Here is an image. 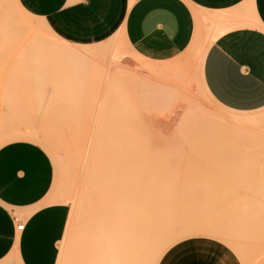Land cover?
<instances>
[{
	"label": "rangeland",
	"instance_id": "374dc122",
	"mask_svg": "<svg viewBox=\"0 0 264 264\" xmlns=\"http://www.w3.org/2000/svg\"><path fill=\"white\" fill-rule=\"evenodd\" d=\"M10 1L0 147L27 140L52 159L51 193L70 209L57 264H264V106L220 105L184 52L129 53L119 29L72 44ZM147 143L161 156H142Z\"/></svg>",
	"mask_w": 264,
	"mask_h": 264
},
{
	"label": "crops",
	"instance_id": "0c3cea01",
	"mask_svg": "<svg viewBox=\"0 0 264 264\" xmlns=\"http://www.w3.org/2000/svg\"><path fill=\"white\" fill-rule=\"evenodd\" d=\"M18 1L69 43L99 44L86 41L119 29L129 53L194 57L203 88L220 105L236 112L264 106V0ZM54 173L38 143L0 147V264H57L70 209L54 201Z\"/></svg>",
	"mask_w": 264,
	"mask_h": 264
},
{
	"label": "bare ground",
	"instance_id": "6f19581e",
	"mask_svg": "<svg viewBox=\"0 0 264 264\" xmlns=\"http://www.w3.org/2000/svg\"><path fill=\"white\" fill-rule=\"evenodd\" d=\"M9 2H11L10 0H0V12H7L8 13V7H7V4H9ZM15 5H16V7H18V9L20 10V11H22V12H25L26 13V11L23 9V7L20 5V3H19V1L18 0H13L12 1ZM9 6V5H8ZM6 15V14H5ZM5 19V18H4ZM11 18L9 17V19H8V22L10 23L11 22V24H12V20H10ZM2 21V20H1ZM8 23V24H9ZM11 24H10V26H11ZM2 31V30H1ZM0 31V32H1ZM5 30H3V32H4ZM1 34H2V32H1ZM5 34V33H4ZM4 34H2V35H4ZM3 37V36H2ZM4 38V37H3ZM5 40V39H4ZM51 41V40H50ZM259 120H252V119H248V121H246V122H243V127L244 128H250V127H252V126H254V124L256 123V122H258ZM240 125V124H239ZM241 126V125H240ZM132 136V135H131ZM134 136V135H133ZM132 136V137H133ZM131 137V138H132ZM136 138H137V136H136ZM126 144H128V143H126ZM129 145V144H128ZM133 146V145H132ZM128 147V146H127ZM134 148V147H133ZM123 149H124V151H125V144H122L120 147H119V149H116V154H115V156H118V155H120V156H123ZM199 150H201V151H203V149H201V148H199ZM159 152H157L155 149H153L151 146H149V144L147 143L146 144V146H145V148H143L142 149V156H161V155H159L158 154ZM262 154V153H261ZM93 156H97V159L99 160V159H103L104 157L103 156H107V155H105V152H104V149L102 150V149H98L96 152H95V154L93 155ZM125 156H127L126 155V153H125ZM96 159V158H95ZM100 160V161H102V163L100 162V166H101V168L105 165V162H103V160ZM98 160H97V162H98ZM95 162V161H94ZM107 162V161H106ZM134 162V161H133ZM96 163V162H95ZM94 165V164H93ZM97 165H99L98 163H97ZM109 165H111V164H109ZM106 166V165H105ZM112 167V166H111ZM106 168H108V165H107V167ZM118 172V171H117ZM116 172V173H117ZM119 176V175H118ZM120 176H121V174H120ZM120 184H121V182H120ZM126 184V183H125ZM137 184V183H136ZM108 185V184H107ZM108 187H109V185H108ZM112 188V187H111ZM121 189V188H120ZM108 200V199H107ZM106 200V201H107ZM112 200V199H111ZM105 201V200H104ZM110 202V201H109ZM262 220V219H261ZM264 220V219H263ZM104 221V220H103ZM106 223V222H105ZM105 223H103V224H105ZM256 224H258V223H256ZM109 226V225H108ZM108 226H106V227H108ZM257 226V225H256ZM106 227H104L105 229H106ZM219 231L220 230H222V229H220V227H216ZM114 229V228H113ZM148 229V228H147ZM264 229V228H263ZM146 230V229H145ZM149 230V229H148ZM147 230V231H148ZM206 230V229H205ZM217 230V231H218ZM104 231H106L107 232V229L106 230H104ZM213 231V230H212ZM218 231V232H219ZM222 231H224V229L222 230ZM260 232H262V231H259V233ZM113 233V232H112ZM130 233V232H129ZM101 234V233H100ZM262 234V233H261ZM115 235V234H114ZM113 235V236H114ZM127 235H129V234H127ZM255 235V234H254ZM258 236V235H257ZM125 237V236H124ZM248 238V237H247ZM246 237L244 238V239H247ZM249 240H250V238H249ZM244 243V242H243ZM242 243V244H243ZM145 245V244H144ZM128 246V245H127ZM255 246H256V244H255ZM131 248V247H130ZM252 249V248H251ZM100 250V249H99ZM247 251V250H246ZM134 252V251H133ZM252 252H253V250H252ZM251 253V252H250ZM91 257H89V264L91 263ZM94 259V258H93ZM87 261V260H86ZM88 261H87V263H88ZM96 261H98L97 259H96ZM96 261H93L92 260V263L91 264H97V262ZM101 262H103V261H105V259L102 261V260H100ZM94 262V263H93ZM101 262H99L98 261V263L99 264H101ZM133 262V261H132ZM131 261H130V263H132ZM113 263V262H112ZM118 263V262H117ZM104 264H106V263H104Z\"/></svg>",
	"mask_w": 264,
	"mask_h": 264
},
{
	"label": "built area",
	"instance_id": "2783aa9c",
	"mask_svg": "<svg viewBox=\"0 0 264 264\" xmlns=\"http://www.w3.org/2000/svg\"><path fill=\"white\" fill-rule=\"evenodd\" d=\"M15 220H18V218L15 217ZM25 227V223L23 221H19L17 224V229L22 230Z\"/></svg>",
	"mask_w": 264,
	"mask_h": 264
}]
</instances>
